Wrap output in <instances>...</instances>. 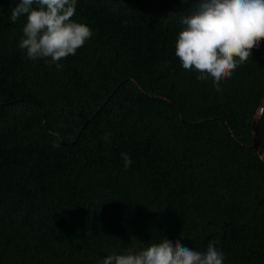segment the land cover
<instances>
[{"label": "trees", "instance_id": "16d2710c", "mask_svg": "<svg viewBox=\"0 0 264 264\" xmlns=\"http://www.w3.org/2000/svg\"><path fill=\"white\" fill-rule=\"evenodd\" d=\"M14 6L0 0V264H100L165 237L264 264V41L217 87L175 55L188 4L77 0L93 35L58 70L19 47ZM257 132L264 152V108Z\"/></svg>", "mask_w": 264, "mask_h": 264}, {"label": "clouds", "instance_id": "9594fccd", "mask_svg": "<svg viewBox=\"0 0 264 264\" xmlns=\"http://www.w3.org/2000/svg\"><path fill=\"white\" fill-rule=\"evenodd\" d=\"M12 2L15 6L10 8L9 19L15 23L24 18L19 47L29 59H46L62 69L60 61L74 56L93 35L88 25L73 19L77 0ZM180 2L189 7L179 19L175 55L184 70L196 71L198 80L211 79L218 87L252 58V50L264 41V0ZM122 155L127 169L131 158L127 153ZM224 259L214 241L205 251H198L182 245L179 239L173 242L165 237L139 250L109 253L100 264H224Z\"/></svg>", "mask_w": 264, "mask_h": 264}, {"label": "water", "instance_id": "95a60500", "mask_svg": "<svg viewBox=\"0 0 264 264\" xmlns=\"http://www.w3.org/2000/svg\"><path fill=\"white\" fill-rule=\"evenodd\" d=\"M263 108H264V98L262 100L261 107H260V110H259L258 114L254 116L253 121H252L253 135H252V144H251V146L254 147L257 150V152L259 153L261 158L264 160V152L259 146V137H258V132H257V120H258V117H259L260 113L262 112Z\"/></svg>", "mask_w": 264, "mask_h": 264}]
</instances>
